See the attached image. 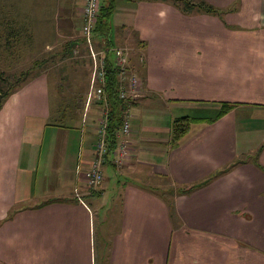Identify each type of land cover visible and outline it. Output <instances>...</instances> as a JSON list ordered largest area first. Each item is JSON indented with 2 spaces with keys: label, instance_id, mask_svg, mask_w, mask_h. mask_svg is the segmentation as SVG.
<instances>
[{
  "label": "crops",
  "instance_id": "crops-1",
  "mask_svg": "<svg viewBox=\"0 0 264 264\" xmlns=\"http://www.w3.org/2000/svg\"><path fill=\"white\" fill-rule=\"evenodd\" d=\"M113 1V46L129 49L143 87L128 159L117 167L109 156L99 192L78 201L104 106L88 104L92 71L77 82L81 63H53L55 76L44 66L0 110V264H264V0H203L220 15ZM16 3L2 9L24 24L31 53L82 47L85 0ZM221 103L237 105L172 145L169 111L213 118Z\"/></svg>",
  "mask_w": 264,
  "mask_h": 264
},
{
  "label": "trees",
  "instance_id": "trees-1",
  "mask_svg": "<svg viewBox=\"0 0 264 264\" xmlns=\"http://www.w3.org/2000/svg\"><path fill=\"white\" fill-rule=\"evenodd\" d=\"M105 1V2H104ZM157 1V0H153ZM162 1H172L174 4H178L184 8L185 11L191 12L197 10L198 12L212 14V15H220L223 12L218 8L208 4L203 0H162ZM115 11V4L113 0H109L106 3V0H101V9L99 16L96 21V25L93 32V43L94 47L97 51H104L105 53V87H104V98L108 105V125H107V142H108V155L114 156L116 149L119 143V135L120 131L123 127L124 121L126 119V115L128 110H131L132 106L134 105L136 100H132L129 98H122L121 96V88L123 84L121 82V69L116 65V53L114 51V46L111 40L112 28H111V19ZM9 25V26H8ZM10 27V24L6 23V29ZM11 28V27H10ZM15 30V29H14ZM16 31V30H15ZM17 33V32H16ZM15 36V33H9L6 35V44L9 46L12 41V37ZM18 36V34H17ZM80 46H85L87 52H89L88 45L86 43L85 38L82 34V40L80 41ZM79 49L75 48L72 50L71 56L74 53H77ZM111 53L114 57H111ZM92 65V58L89 55ZM41 65V62H36V65ZM36 67V66H35ZM129 71L134 74L129 67ZM31 72L28 71L26 73L21 74V78H19V84H17L16 88H8L5 89L0 87V110L2 109L3 105L7 101V99L12 96L17 90H19L27 81L32 78ZM2 73H0V78L3 82H8L2 77ZM92 78V74H91ZM91 84V80H90ZM90 89V87H89ZM97 101L99 104L103 105V102ZM105 103V102H104ZM237 104L232 103H221L220 109L216 112L215 117L213 118H192L189 116L176 118L172 125L171 131V142L173 146L178 145V143L189 133L191 125L195 121L199 120H208V122H214L226 114H228L231 110L236 107ZM104 106V105H103ZM260 166V165H259ZM261 167V166H260ZM262 168V167H261ZM264 170V168H262ZM227 170L223 172H218L214 176H212L209 180L201 182L199 184H195L188 189H178V194L185 195L189 194L192 191L203 187L204 185L210 183L216 176L225 173ZM95 193V192H93Z\"/></svg>",
  "mask_w": 264,
  "mask_h": 264
},
{
  "label": "built area",
  "instance_id": "built-area-1",
  "mask_svg": "<svg viewBox=\"0 0 264 264\" xmlns=\"http://www.w3.org/2000/svg\"><path fill=\"white\" fill-rule=\"evenodd\" d=\"M101 9V0H85L83 10L82 34L86 40L89 49V55L92 58V78L88 92V104L93 100L103 102L104 111L99 121L98 142L95 149V160L90 164L89 169L82 172L81 168L77 171L78 185L76 186L75 195L81 204L85 205L82 198V192H96L104 183V165L107 161L108 142H107V125H108V105L104 98L105 87V53L97 51L94 47L93 32L97 18ZM116 65L121 69V88L122 98L132 100L138 99L143 94V87L139 77L129 71V49L116 48ZM105 102V103H104ZM131 132L130 110H128L123 127L120 131L121 140L115 152L114 164L122 167L129 156V136Z\"/></svg>",
  "mask_w": 264,
  "mask_h": 264
},
{
  "label": "rangeland",
  "instance_id": "rangeland-1",
  "mask_svg": "<svg viewBox=\"0 0 264 264\" xmlns=\"http://www.w3.org/2000/svg\"><path fill=\"white\" fill-rule=\"evenodd\" d=\"M17 0H0V73H2V77L6 80H9L8 82H3L0 78V87H3L5 89L8 88H16L17 84H19V78H21V74L26 73L28 71L32 74L31 77H34V75L39 74L40 72H46L42 69L45 68L48 69V73L55 76L56 70H53V63L57 64L58 62H61L62 64L60 66H64L65 64L67 66H71L73 64L81 63L82 67H77L78 69L81 68V71H78L74 73L75 77L77 78V82L80 83V80L78 78L84 75V73L87 71H92V65L91 60L89 58V53L87 52V49L85 46L80 47L79 51L77 53H74L72 56H63V57H56L53 56H46V55H39V54H33L31 53L30 42L31 40L27 39L25 33L26 28L22 27L24 24L19 23L17 20V17L14 13L10 14L6 13V11H3L2 8L7 9V7L11 4L16 6ZM15 8V7H14ZM8 20V21H7ZM10 24V27L6 29V23ZM9 26V25H8ZM16 31H15V30ZM15 33V36L12 37L11 44L9 46L6 44V35L9 33ZM17 32V33H16ZM17 34L20 36L18 37ZM111 57L113 58L114 55L111 53ZM36 62H41V65H36ZM52 64V65H51ZM36 66V67H35ZM92 73V72H91ZM80 74V75H79ZM57 75V74H56ZM79 76V77H78ZM59 82V78H57ZM19 81V82H18ZM84 81V78H83ZM82 81V82H83ZM64 83V81H62ZM82 82L80 84H82ZM66 85V84H65ZM64 85V86H65ZM67 88H65L64 91H66ZM53 93L55 90H52ZM136 101L139 100L135 99ZM196 111L193 110H172L171 114L169 111L168 114V121L174 120L176 118L182 117L184 115H191L192 117L199 116L198 113H194ZM172 115V116H171ZM211 116V114H210ZM164 119V116L162 117ZM76 125V123L74 124ZM49 135L47 136V138ZM79 146V143H78ZM50 148L46 144L44 147V155L45 157L42 158V162L45 161L46 154ZM70 150L68 154H70ZM43 155V156H44ZM45 169H41L39 173V187L45 180L44 171ZM114 184L113 182L110 185V189H108L107 194L104 199V203H106V207H111L112 200L111 198L114 196ZM96 192H99L98 190ZM168 192V191H167ZM87 194L90 195V192L87 191ZM171 199V198H170ZM173 200V199H172ZM108 201V202H107Z\"/></svg>",
  "mask_w": 264,
  "mask_h": 264
}]
</instances>
